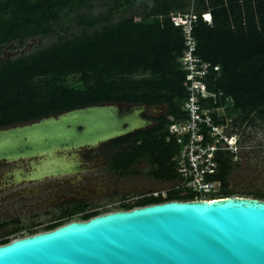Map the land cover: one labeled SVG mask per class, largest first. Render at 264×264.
I'll return each mask as SVG.
<instances>
[{
  "label": "trees",
  "instance_id": "trees-1",
  "mask_svg": "<svg viewBox=\"0 0 264 264\" xmlns=\"http://www.w3.org/2000/svg\"><path fill=\"white\" fill-rule=\"evenodd\" d=\"M91 3L0 0V44H23L30 37L54 33L70 14ZM136 5L141 8L131 11ZM104 7L105 12L98 15L78 16L77 23L94 27L91 31L83 29L69 37L61 34L47 46L0 61V127L88 104L164 105L165 112L154 124L110 143L128 146L114 158L123 169L146 157L152 177L175 180L173 156L180 145L168 126L173 117L186 115L181 107L187 91L185 71L177 61L184 48L181 28L168 15L188 12L190 7L197 14L192 30L196 54L220 68L218 76L211 73L205 79L206 105L215 104L214 96L223 90L220 102L231 98L227 115H234V125L244 128L257 120L264 125V0H108ZM207 10L212 25L202 20L201 13ZM217 157L218 167L210 177L221 182V197L234 195L238 190L230 174L239 164L229 154L219 152ZM244 191L264 199V191ZM191 197V192L183 196L170 191L167 199ZM162 199H141L125 209ZM102 212L86 206L68 208L41 230L56 228L75 216L86 220ZM9 241L4 238L0 244Z\"/></svg>",
  "mask_w": 264,
  "mask_h": 264
},
{
  "label": "water",
  "instance_id": "water-1",
  "mask_svg": "<svg viewBox=\"0 0 264 264\" xmlns=\"http://www.w3.org/2000/svg\"><path fill=\"white\" fill-rule=\"evenodd\" d=\"M142 105L88 104L0 127V161H29L30 180L77 172L75 150L151 123ZM0 264H264V199L168 200L72 219L0 244Z\"/></svg>",
  "mask_w": 264,
  "mask_h": 264
},
{
  "label": "built area",
  "instance_id": "built-area-1",
  "mask_svg": "<svg viewBox=\"0 0 264 264\" xmlns=\"http://www.w3.org/2000/svg\"><path fill=\"white\" fill-rule=\"evenodd\" d=\"M168 17L175 26L181 28L179 35L183 38L184 48L177 56V61L185 71L183 85L187 91L181 107L186 115L173 117L168 126L169 134L180 145L173 156L177 178L133 199L136 202L160 196L163 198L161 202H164L169 200L167 196L170 191H177L183 196L192 193L190 199L182 200L219 198L221 182L210 177L215 174L219 164L217 154H229L235 163L243 151L263 146L244 141L242 127L233 124L234 115H227L231 98L227 96L225 103L220 102L223 90L214 96L215 104L206 105L209 91L205 79L211 73L218 76L220 68L196 54L197 42L192 30L197 14L193 8L190 7L188 12H172ZM201 17L206 24L212 25L210 10L202 12Z\"/></svg>",
  "mask_w": 264,
  "mask_h": 264
},
{
  "label": "rangeland",
  "instance_id": "rangeland-1",
  "mask_svg": "<svg viewBox=\"0 0 264 264\" xmlns=\"http://www.w3.org/2000/svg\"><path fill=\"white\" fill-rule=\"evenodd\" d=\"M106 2H108V0H92V5L90 7L82 8L64 19L60 26L57 27L56 32L45 36L37 35L33 40L32 38L27 39V43H24L21 46L14 44L13 48L18 49L16 50L18 53L16 52L15 55H18L19 53H28L40 47L47 46L56 41L61 34L69 37L80 33L83 29L91 31L94 27H84L77 23L78 16H95L99 13L105 12L104 5ZM139 8H141V5H136L131 11L138 10ZM128 14H130L129 11L127 12V15ZM9 49L15 51L12 48ZM10 57H14V55L12 54ZM118 106L122 109H126L129 104L118 103ZM242 136L245 142L254 145H262L263 147H256L247 151L245 150L240 154V157L235 161L239 166L233 168L230 174V181L235 184V188L238 190L234 195L253 197V194L246 193L244 190L259 189L264 191V125L261 121L257 120L253 125H249L248 127L245 126L242 128ZM103 144L105 143L99 144V146L94 148L81 150V152L91 151L92 153L97 154L100 146ZM23 160L24 159L17 161H0V170L9 165L14 166L16 164H22V162H24ZM100 160L102 161L103 159L97 157V160L94 163V168L83 170L75 176L73 174H66L58 176L59 178L57 176H52L25 183L24 186L41 184L44 187L42 188V191L38 193L40 198L34 199L33 203H29L31 202V199L28 197V205L30 206L24 208V210H22L23 184L8 185L2 188L0 190V200L7 198L6 201L10 202V204L8 206H5L4 204L1 205L0 211L6 212V216L4 215V217L8 216V218H15L21 226L23 222L25 228L23 231L24 233H22V228L17 232H11L9 229L12 227V223H10L5 228L0 229V239L8 237L12 240L22 234H29V230L42 231L39 229L46 224L61 218L62 207L67 202L64 201V198L69 200L72 199L70 202H86L91 209L98 208L113 211L114 209H111L110 207L115 206V202H117L116 200L118 198L114 200L109 197L113 196L114 192H120V187L124 185V182H127V180H116L105 177L106 180L101 177L104 170ZM73 176L74 178L71 179ZM57 180H59L60 183L58 187L51 188L48 186L50 183L57 185ZM133 180L137 184L145 185L150 188H155L160 185L159 181L146 178L143 175H140ZM15 194H18V196L15 197ZM108 199L110 200L108 201ZM107 211H103L102 213ZM73 219L80 218L75 216Z\"/></svg>",
  "mask_w": 264,
  "mask_h": 264
},
{
  "label": "flooded vegetation",
  "instance_id": "flooded-vegetation-1",
  "mask_svg": "<svg viewBox=\"0 0 264 264\" xmlns=\"http://www.w3.org/2000/svg\"><path fill=\"white\" fill-rule=\"evenodd\" d=\"M34 37H30L29 39L32 38V40H33ZM27 41L28 40H25L24 43H27ZM14 44H17L19 46L22 45V43L20 44L19 41H12L10 43L0 44V61L4 60V59L11 58L10 56L12 54L14 55V57L21 55V53H19L18 55H15L16 52L18 53V51H16L18 49L13 48ZM9 48H12L15 51H11ZM133 104L134 103L129 104V106L126 109H122L119 107V110L122 112L132 111L133 110V108H132ZM138 109L140 110V112H139L140 116H142L143 118H146L148 120H151V123L148 126L154 124L155 119L157 117L161 116L165 112V106L164 105H150V106H148V105L143 104ZM140 129H143V128H140ZM135 131H137V130H135ZM131 133H133V132H131ZM131 133H129V134H131ZM114 139H116V138H114ZM111 140H113V139H111ZM111 140L102 142L105 144L100 146V149L101 148L102 149L101 150L99 149L97 154H94L91 151L81 152V150L94 148L96 146H99V144L95 145V146H84L80 149L75 150L74 156L79 159L80 164L84 165L85 168H83L77 172L61 174V176L66 175V174H73L74 176L76 174L78 175L83 170L94 168L95 167L94 163L97 160V157L99 159L100 158L103 159L102 161L100 160V163L102 162L101 164H102L103 170H104L103 171L104 176L102 175L101 177H103V178L106 177V178L116 179V180H127V182H124V185H122L120 187V189H119L120 192H118V193L114 192L113 196L109 197L110 199H114V200L116 198H118L116 200L117 202H115L116 203L115 206L110 207L111 209H114V210L125 209L128 204L135 202L133 198L138 196L139 194H142L146 191H149V190H152L155 188H161L167 184V181L155 179L154 177L151 176L150 171H151L152 166L146 157H143V158L139 159L138 161L131 163L125 169H123L120 165L115 163L114 158L119 157L121 155V151L124 148H127L128 146L126 144H118V145L112 144V143H110ZM102 143H100V144H102ZM70 154H71V151L68 152L67 156L71 157ZM23 161L24 162H22V164H19V165L16 164L14 166L9 165V166L3 167L0 170V190L2 188H4L5 186H8V185H16L19 183L23 184L22 185V210H24V208L30 206V205H28V197L31 199V202H29V203H33L34 199L40 198V195H38V193L41 192L42 188L44 187L41 184L32 185V186L31 185L30 186H24L25 183L31 182V181H36V180H30V179L28 180L26 178L25 175H26V172H28L30 170V165H28L29 161H27V160H23ZM18 168H22V176L23 177L21 180L17 181V179H15L16 178L15 172H16V169H18ZM24 168L26 169V171ZM11 172H13V173H11ZM140 175H143L146 178H149L152 180H157L160 182V185L155 187V188H153V187L150 188V187H147L145 185L137 184L133 179L140 176ZM58 176H60V175H58ZM74 176L71 177V179L74 178ZM49 177H52V176H49ZM46 178H48V177H46ZM38 180H40V179H38ZM132 180H133V182H132ZM56 183H57V185L54 183H50V184H48V186L51 188H56L60 185L59 180H57ZM15 195H16L15 197L18 196V194H15ZM65 199H67V198H64V201H67V202L62 207L61 216H63L64 212L68 208H72L75 206H86L88 209H91V208H89L90 206L86 202H83V201L70 202V200H72V199H70V200L69 199L65 200ZM110 199H108V201ZM6 200H7V198L0 200V207L3 204L5 206H8L10 204V202H7ZM130 200H132V201H130ZM93 209H98V208H93ZM98 210L106 211L107 209H104V210L98 209ZM4 215L6 216V212L0 211V229L5 228L10 223H12V227L9 229V231L17 232L22 228V233H24L23 231H24L25 225L23 224V222H22V226H21L20 223L17 222V220L15 218H13V217L8 218V216L4 217ZM39 230H41V229H39ZM34 232H38V230H34V231L29 230L30 234L34 233ZM4 238H8V237H4ZM4 238H1V239H4Z\"/></svg>",
  "mask_w": 264,
  "mask_h": 264
},
{
  "label": "bare ground",
  "instance_id": "bare-ground-1",
  "mask_svg": "<svg viewBox=\"0 0 264 264\" xmlns=\"http://www.w3.org/2000/svg\"><path fill=\"white\" fill-rule=\"evenodd\" d=\"M19 165V164H18ZM25 169V168H24ZM25 171H26V169H25ZM11 173H13V172H11ZM26 176V175H25ZM23 177V176H22ZM29 180V179H28ZM17 182V181H16Z\"/></svg>",
  "mask_w": 264,
  "mask_h": 264
},
{
  "label": "clouds",
  "instance_id": "clouds-1",
  "mask_svg": "<svg viewBox=\"0 0 264 264\" xmlns=\"http://www.w3.org/2000/svg\"><path fill=\"white\" fill-rule=\"evenodd\" d=\"M171 20V19H170ZM172 22H173V20H171ZM135 207H137V206H135ZM134 208V207H133ZM108 212V211H107Z\"/></svg>",
  "mask_w": 264,
  "mask_h": 264
}]
</instances>
